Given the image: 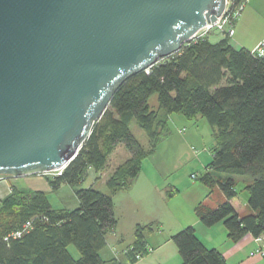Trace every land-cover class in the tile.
<instances>
[{"label":"trees","instance_id":"16d2710c","mask_svg":"<svg viewBox=\"0 0 264 264\" xmlns=\"http://www.w3.org/2000/svg\"><path fill=\"white\" fill-rule=\"evenodd\" d=\"M222 36L185 45L148 70L127 79L115 92L101 118L93 125L76 157L61 176L48 181L52 190L67 184L78 200L72 210L53 208L42 191L12 188L0 201V264H120L104 261L99 252L116 227L112 197L128 190L140 173L142 161L155 154L170 135L171 115L187 120L204 118L212 129L211 160L199 180L217 184L225 200L213 209L197 207L205 227L222 222L227 237L238 242L245 234H264V57L244 48L234 49ZM156 96L158 109L149 105ZM135 122L147 137L143 148L130 131ZM122 144L129 158L106 180L107 193L82 185L92 169L106 168L109 154ZM234 176L249 178L247 205L253 213L238 215L230 201L237 196ZM98 178V177H97ZM176 193L169 190L167 196ZM29 222L19 238H4ZM153 224L136 225L134 243L125 250L126 263L148 254L145 236ZM183 264H227L207 248L187 226L171 237ZM73 245L78 252H69Z\"/></svg>","mask_w":264,"mask_h":264},{"label":"water","instance_id":"95a60500","mask_svg":"<svg viewBox=\"0 0 264 264\" xmlns=\"http://www.w3.org/2000/svg\"><path fill=\"white\" fill-rule=\"evenodd\" d=\"M225 0H0V177L65 168L130 77Z\"/></svg>","mask_w":264,"mask_h":264},{"label":"crops","instance_id":"0c3cea01","mask_svg":"<svg viewBox=\"0 0 264 264\" xmlns=\"http://www.w3.org/2000/svg\"><path fill=\"white\" fill-rule=\"evenodd\" d=\"M250 4L254 5L255 1H250ZM257 5H259V3H257ZM248 15L249 14L244 15V18ZM262 39H264V35L257 37L248 47L244 44L236 46L232 40L229 41V45L234 49L244 48L251 51ZM151 99L153 100L152 105L150 104ZM149 105L155 110L158 109L156 96L150 98ZM199 118L200 117L194 120H187L180 115H171L168 125L173 126L175 130L182 133L183 131H187V124H193L192 127H196L197 123H199ZM159 145L154 155L142 161L140 173L131 187L128 190L119 191L112 197L116 227L113 232L106 237V245L99 252L101 259L104 261L115 259L120 264H126L125 250L134 243L135 226L153 224V231L145 236L146 244L151 248V251L146 256L142 257L137 264H183L171 237L187 226L193 227L200 241L207 248L217 250L227 264H264V258L259 255H251V253L257 249L264 251V239L261 242H256L254 240L255 237L247 233L238 242H232L227 237V230L222 222L212 227H205L199 222L195 213L196 208H215L225 200L222 193V195H205V199L211 200V203L208 205L204 204V197H198V195H189L187 198L185 197L183 203H181V195H176L178 192L176 189V193L171 197L167 195H153L159 191L158 179L163 176L164 173L162 171L165 166L164 162L156 157L157 150L159 151ZM174 147L175 144L174 146H169L172 153H174ZM117 148L119 147L116 146L110 154L114 153ZM122 154L124 162L130 155L128 150ZM119 164H116L113 170ZM88 174L91 177H96L92 169L88 171ZM17 180L20 181L21 177H0V201L11 192L12 188L31 192L18 185ZM243 181L244 185L250 183L246 178ZM62 185L63 184L60 186ZM65 187L69 186L64 184V188ZM136 189L141 195H131ZM161 191H163V189ZM122 192L127 195H119ZM213 196L214 199L212 198ZM65 197L69 198V200L64 199V209L72 210L78 207V200L75 195H65ZM236 197L233 198L230 203L238 215L243 216L253 213L247 205L248 195L245 196L243 205H239L238 203L237 205L235 203ZM167 225H169V229L167 228V230H165L164 227ZM68 250L74 257L69 248Z\"/></svg>","mask_w":264,"mask_h":264},{"label":"rangeland","instance_id":"374dc122","mask_svg":"<svg viewBox=\"0 0 264 264\" xmlns=\"http://www.w3.org/2000/svg\"><path fill=\"white\" fill-rule=\"evenodd\" d=\"M250 1H255V4L251 5ZM257 3H259V5H257ZM246 14L249 15L244 18ZM260 35H264V0H248L239 18L235 22L234 36L230 40H232L236 46L244 44L248 47ZM222 36L223 35L218 32H211L206 38L210 42L215 43L220 40ZM152 101L151 99V105ZM190 125L191 124H187V131H183L182 133L175 130L173 126H169L170 135L160 142L156 157L164 162L165 166L162 171L164 174L158 179L159 191L153 195H167L169 190L176 189L178 191L176 195H181V203H183L184 198H187L189 195H198V197L203 196L204 204L208 205L211 203V200L205 199V195H222L217 184L209 188L199 180L205 171V167L211 160V148L213 147L212 129L206 120L201 117L196 127H192L193 124ZM130 131L138 143L143 148H146L147 137L135 122L130 124ZM174 144V153H172L169 146H174ZM117 146L119 148L108 156L104 172L96 177H91L88 174L82 185L83 188L92 187L93 189L107 193L106 180L116 164L123 162L122 153L127 151L121 144ZM191 175H195L197 179L191 178ZM245 178L249 181L247 177L234 176L237 190L235 203L239 205H243L245 196L247 195L243 183ZM50 180L51 177L29 174L21 177L20 181L17 180V184L27 191L38 190L44 192L53 208H64V199L69 200L65 195L75 194L69 187L64 188V184L60 186L58 190H52L48 183ZM162 189L163 191H161ZM122 193L119 195H127ZM131 195L141 194L136 189ZM212 198L214 199V196ZM168 226L169 225L164 227V229L167 230ZM69 249L74 257L78 258V252L75 247L71 245Z\"/></svg>","mask_w":264,"mask_h":264},{"label":"built area","instance_id":"2783aa9c","mask_svg":"<svg viewBox=\"0 0 264 264\" xmlns=\"http://www.w3.org/2000/svg\"><path fill=\"white\" fill-rule=\"evenodd\" d=\"M248 0H225V8L223 13L216 19L214 23H207L202 29H200L192 39L190 40L189 43L197 42L198 40L204 39L207 37V35L211 32H218L222 34L223 36L231 39L234 36V26L236 20L239 18L245 4L247 3ZM188 43V44H189ZM186 44V45H188ZM253 55H256L258 57H264V39H262L258 45L251 50L250 52ZM148 70L146 71V73ZM63 169L57 170V171H51V172H44L36 175H41L45 177H58L61 176L63 173ZM191 178H196L195 175H191ZM30 228V223L27 222L25 223L21 229H18L9 235H7L4 240L7 241L8 238H19L23 233L28 231ZM264 239V234L260 235L258 237H255L256 242H261ZM147 252L149 253L151 251V248L147 246ZM251 255H259L262 258H264V251L261 249L255 250ZM142 259L141 255H136L135 256V261L126 263V264H137L139 260Z\"/></svg>","mask_w":264,"mask_h":264}]
</instances>
